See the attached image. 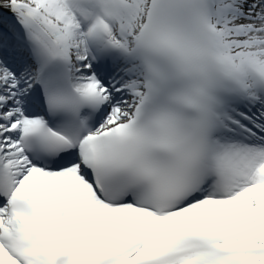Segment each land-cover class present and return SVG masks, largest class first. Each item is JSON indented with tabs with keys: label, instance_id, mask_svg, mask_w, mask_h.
Wrapping results in <instances>:
<instances>
[{
	"label": "snow or ice",
	"instance_id": "1",
	"mask_svg": "<svg viewBox=\"0 0 264 264\" xmlns=\"http://www.w3.org/2000/svg\"><path fill=\"white\" fill-rule=\"evenodd\" d=\"M0 264H264V0H0Z\"/></svg>",
	"mask_w": 264,
	"mask_h": 264
}]
</instances>
